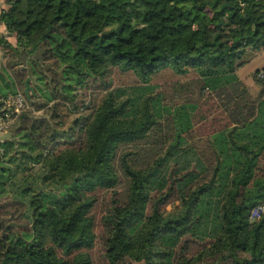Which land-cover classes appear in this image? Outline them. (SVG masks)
<instances>
[{"label": "trees", "instance_id": "16d2710c", "mask_svg": "<svg viewBox=\"0 0 264 264\" xmlns=\"http://www.w3.org/2000/svg\"><path fill=\"white\" fill-rule=\"evenodd\" d=\"M5 1L0 264H264V0Z\"/></svg>", "mask_w": 264, "mask_h": 264}, {"label": "rangeland", "instance_id": "374dc122", "mask_svg": "<svg viewBox=\"0 0 264 264\" xmlns=\"http://www.w3.org/2000/svg\"><path fill=\"white\" fill-rule=\"evenodd\" d=\"M4 6H6V1L0 0V8ZM0 30L3 31L4 33H7L6 27L4 25H0ZM8 38L12 42H16V37L14 35H10L8 36ZM0 56H1V53H0ZM262 69H264V47L259 48L256 56L249 63H247L245 66L241 67L238 70L239 76L250 86V89L254 94L258 92V84L256 82L255 73ZM194 75L195 74L193 72L187 75H177L171 69L165 68L155 75L153 81L157 83H162L166 81L175 80L178 78H182V79L189 78V77H193ZM129 83H131V81L126 73H123V74L116 73V83L114 85H126ZM99 93H103V92L100 91ZM15 124H13L11 128L8 129V131L2 134V138H8L11 136V133L13 132V129L15 128ZM95 257L97 261H99V257L97 256L96 252H95Z\"/></svg>", "mask_w": 264, "mask_h": 264}, {"label": "built area", "instance_id": "2783aa9c", "mask_svg": "<svg viewBox=\"0 0 264 264\" xmlns=\"http://www.w3.org/2000/svg\"><path fill=\"white\" fill-rule=\"evenodd\" d=\"M258 77L264 79V69L258 72ZM27 107V97L23 91L0 95V138L16 123L18 115ZM250 218L253 220L264 219V200L252 207Z\"/></svg>", "mask_w": 264, "mask_h": 264}, {"label": "water", "instance_id": "95a60500", "mask_svg": "<svg viewBox=\"0 0 264 264\" xmlns=\"http://www.w3.org/2000/svg\"><path fill=\"white\" fill-rule=\"evenodd\" d=\"M30 77H28L27 79H26V86H25V89H24V92H25V94H26V96L28 97V98H30L31 97V94H32V92H33V87L30 85Z\"/></svg>", "mask_w": 264, "mask_h": 264}]
</instances>
